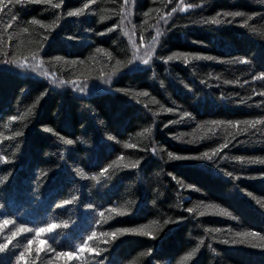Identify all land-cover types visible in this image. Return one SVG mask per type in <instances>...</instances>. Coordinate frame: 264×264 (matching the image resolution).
Returning a JSON list of instances; mask_svg holds the SVG:
<instances>
[{"label": "trees", "instance_id": "obj_1", "mask_svg": "<svg viewBox=\"0 0 264 264\" xmlns=\"http://www.w3.org/2000/svg\"><path fill=\"white\" fill-rule=\"evenodd\" d=\"M260 77L264 0H0V264H264Z\"/></svg>", "mask_w": 264, "mask_h": 264}, {"label": "snow or ice", "instance_id": "obj_2", "mask_svg": "<svg viewBox=\"0 0 264 264\" xmlns=\"http://www.w3.org/2000/svg\"><path fill=\"white\" fill-rule=\"evenodd\" d=\"M46 2H49V3H50L51 0H46ZM125 3H127V0H125ZM53 7H60V5H59V4H54ZM79 14H80V12H78V11H77V12H69V13H68V15H79ZM227 15H232V16H242V15H244V14H243V13H239V12H237V13H228ZM248 19H251V17H249ZM211 22H212V23H221V21H220L219 19H214V20H212ZM31 23H33V24H37V23H39V22L34 20V21H32ZM40 27H47V26L41 24ZM25 31H26V29H25ZM98 51H102V50H98ZM149 58H150V57H149ZM141 59H142V62H143L144 64H147V63H148V59H143V58H141ZM169 59H173V57H170ZM185 60H187V57H185ZM246 62H247V61L241 60V63H246ZM260 78H264V77H260ZM141 95L147 96L148 93H142ZM261 95H264V93H261ZM13 119H15V118H13ZM219 123H223V122H219ZM243 123L248 124V125L251 126V127H254L256 124L264 123V121H259V120H257V121H245V122H243ZM228 126H229V127H233L234 125L229 124ZM17 135H19V133H17ZM7 138H8V137H5V139H7ZM64 143H65V144H70L71 141H69V140H64ZM225 146H226V145H225ZM217 151H220V149H217ZM208 155H209L208 153H205V154H204V157H208ZM213 155H215V153H213ZM171 158H172V159H186L187 157L171 156ZM0 159H3V158L0 157ZM120 159L122 160L123 157H121ZM262 162H264V161H262ZM116 163H117V165H118V164H119V161H117ZM131 166H132V167H135L136 165H135V163H133ZM104 171L106 172L107 169H105ZM102 175H103V173H102ZM208 207H215V206L209 205ZM112 211H115V212H117L118 214H124L122 211H120V210H118V209H113ZM189 211H195V209H189ZM217 211H218V212H221V214H223V215H229L227 212H223V211L220 210V209H217ZM200 214L203 215L204 213L201 212ZM101 215H103V213H101ZM8 224H9V221H4V225H8ZM56 227H57V225H55V224H51V225H49L47 228H39V229H36V230H35V236H36V237H40V236H41L42 234H44V233L51 232V231H52L53 229H55ZM19 231H20V232H24V231H32V230H31V229H23V228H21V229H19ZM129 232H132V233H139V234H145V235H150V233L145 232V229H144V228H141V229H123V230H118L117 232H112V233H107V232H105V233H102L101 235H102V236H110V237H112L113 239H115V238L117 237L118 234L122 235V234L129 233ZM12 235L15 236V232H13ZM243 235H252V236H255L254 233H252V234H243ZM96 236H97V234H96L95 232H93L92 235L88 237V240H92V239H94ZM31 242H32V241H29V243H31ZM102 242L107 243V241H102ZM39 243L47 244V241H46V240H44V241H39ZM41 251H43L42 248H37V249H36V252H37V258L39 257V253H40ZM84 251H88L89 253H93V252H95V254H97V255L99 254V252H96V250H95L94 248L89 247L87 243H84V244L79 248V252H84ZM194 254H195V250H194L193 252L189 253L188 255L184 256V257H183V260L181 261V264H186V262H187L188 260H190ZM56 257H57V258H60V257H69V258H76V259H79V255H78V254H73V253H56ZM21 259H23V256L21 257ZM49 264H50V262H49Z\"/></svg>", "mask_w": 264, "mask_h": 264}, {"label": "rangeland", "instance_id": "obj_3", "mask_svg": "<svg viewBox=\"0 0 264 264\" xmlns=\"http://www.w3.org/2000/svg\"><path fill=\"white\" fill-rule=\"evenodd\" d=\"M149 49H153V45H151ZM148 55H150V52H148ZM27 64H29V62L22 59L18 64L7 65L6 68L18 72L19 74H29L43 78L48 80L54 88L61 90L69 89L79 95H92L97 92H103L109 89L108 85L116 78L115 75H113L102 79L68 81L45 69L41 65L39 59L32 61L27 67V70L20 68V66L26 67Z\"/></svg>", "mask_w": 264, "mask_h": 264}]
</instances>
